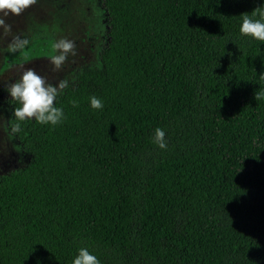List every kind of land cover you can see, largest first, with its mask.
Here are the masks:
<instances>
[{"label": "trees", "instance_id": "obj_1", "mask_svg": "<svg viewBox=\"0 0 264 264\" xmlns=\"http://www.w3.org/2000/svg\"><path fill=\"white\" fill-rule=\"evenodd\" d=\"M102 8L107 43L58 94L61 123L13 133L2 103L28 161L0 176V264H71L80 247L100 264H264V42L239 32L264 2Z\"/></svg>", "mask_w": 264, "mask_h": 264}, {"label": "rangeland", "instance_id": "obj_2", "mask_svg": "<svg viewBox=\"0 0 264 264\" xmlns=\"http://www.w3.org/2000/svg\"><path fill=\"white\" fill-rule=\"evenodd\" d=\"M102 1L35 0L19 15L0 14L6 25L0 26V176L28 161L7 132L2 107L9 97L7 87L27 68L35 70L48 83L55 85L64 80L68 87L77 80L83 66H98L99 53L107 43ZM60 39L71 41L73 48L56 67L50 53L52 44Z\"/></svg>", "mask_w": 264, "mask_h": 264}, {"label": "clouds", "instance_id": "obj_3", "mask_svg": "<svg viewBox=\"0 0 264 264\" xmlns=\"http://www.w3.org/2000/svg\"><path fill=\"white\" fill-rule=\"evenodd\" d=\"M34 2L35 0H0V14L19 15ZM257 15L258 18H255ZM240 17V34L264 42V10L258 13L253 10L251 15L242 13ZM0 26H6L2 17H0ZM72 48V42L66 39L54 42L52 44L53 52L50 53L51 62L59 67ZM65 87H67V82L64 80L54 85L48 83L43 76L32 68L25 69L20 78L11 82L7 87L9 97L18 104L13 109L15 123H13L11 131L13 133L18 132L21 129V123L28 119L38 121L41 124L57 125L61 123L64 119V111L54 102L60 90ZM89 105L93 109H100L103 107V101L97 96H91L89 97ZM164 136L165 132L162 128L157 127L154 130L153 138L158 147L162 149L166 147ZM71 264H100V260L87 247H80Z\"/></svg>", "mask_w": 264, "mask_h": 264}]
</instances>
